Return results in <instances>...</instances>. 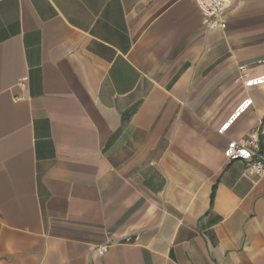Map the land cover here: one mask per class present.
<instances>
[{"label":"crops","instance_id":"0c3cea01","mask_svg":"<svg viewBox=\"0 0 264 264\" xmlns=\"http://www.w3.org/2000/svg\"><path fill=\"white\" fill-rule=\"evenodd\" d=\"M231 4L0 0V264H264V174L223 156L264 134V0Z\"/></svg>","mask_w":264,"mask_h":264},{"label":"built area","instance_id":"2783aa9c","mask_svg":"<svg viewBox=\"0 0 264 264\" xmlns=\"http://www.w3.org/2000/svg\"><path fill=\"white\" fill-rule=\"evenodd\" d=\"M197 5L201 15L205 29L207 31L224 30L226 20L225 13L231 7L232 0H193ZM240 80H243V86L250 88L253 86L264 85V76L249 78L245 74V66L240 67ZM251 102H245L234 113L232 118L220 128V131H225V128L238 117ZM219 131V132H220ZM223 156L227 161L240 160L246 165V174L249 176H261L264 174V134L261 136L257 131L252 132L246 139L242 141L230 142L223 151ZM106 246H100L97 249V254L106 252Z\"/></svg>","mask_w":264,"mask_h":264}]
</instances>
